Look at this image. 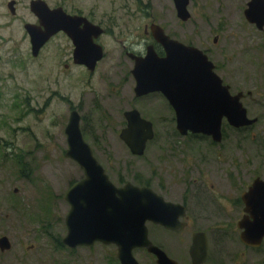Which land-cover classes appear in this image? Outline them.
<instances>
[{"label": "flooded vegetation", "instance_id": "af4514ba", "mask_svg": "<svg viewBox=\"0 0 264 264\" xmlns=\"http://www.w3.org/2000/svg\"><path fill=\"white\" fill-rule=\"evenodd\" d=\"M11 1L15 2L16 13V1ZM171 2L177 22L170 19L168 25L164 27L163 24L152 19L144 25L142 34L134 41L131 42L126 38L118 40V48L108 55L103 39L105 35L112 34V38L116 40L112 31L114 26L117 28L115 21H112V29H110L104 25L102 20L97 21L92 16L67 13L71 16L82 17L92 27L79 22L69 27L70 34L59 31L50 37L46 44H53L56 41L55 46L59 47V49L55 48L57 54L53 55L54 68L61 69L62 67L65 72L70 71L71 75L76 71V75L79 74L77 76L78 87L92 86L95 81L99 84L103 83L106 87L104 92L111 87V94L116 98H119L124 88L130 87L131 100L135 103L141 102L145 108L162 104L161 106H164L166 111L159 112V116L169 110L168 113L175 123V131L180 137L209 141L202 146L195 145L197 149L192 150L191 154L183 150L180 152L183 159H175L176 177L168 175L171 166H164L166 167L165 175H158L156 171L148 167L149 174L146 176L136 173L133 175L120 173L112 181L96 160L116 189L126 184L146 188L169 205L162 209L160 222L152 220L145 222L148 246H138L132 249V256L137 264H264V237L258 245L246 244L240 239V234L245 230L264 231V199L254 195L255 183H259L256 188L264 193V21L262 22L263 17L260 15L264 9L257 7L253 12L257 16L252 15L248 18L245 12L250 9L251 0H246L245 7L242 9L246 29L238 28L245 36H238L234 28L227 27L224 30L225 34H222V37L221 34L215 35L212 42L207 43L208 48H206L199 46L198 32H190L194 35V42L182 40L181 24H186L191 20L189 5L187 4L186 7L189 18L184 21L177 16L174 0ZM54 8L57 7L51 9ZM37 23L36 19L35 24ZM246 30L249 31L246 32ZM153 31L157 34L162 33L166 38L158 41ZM82 32L84 39H82ZM61 40L64 41L63 45L58 43ZM234 41L240 45L243 44L237 52L230 48ZM175 42L202 53L209 69L221 80V86L224 89L221 92L224 98L228 100L227 95H229V100H236L251 124L237 125L235 122L232 124L223 116L219 141H214L211 136L201 133L187 132L181 135L176 128L175 110L163 93L154 91L140 96L136 95L137 81L133 71L138 63L150 65L152 62L156 65L159 63L161 76L165 77L166 81L177 78L171 70L177 68L178 64L183 66L184 63L190 64L197 61V67L202 64L200 57L196 59L189 51L184 56L180 55L181 52L178 53L174 48ZM79 44L85 46L84 54L76 52ZM99 47L101 48L100 57ZM173 52H177L178 55ZM243 57L246 61L242 60ZM107 58L109 61L104 69L103 62ZM241 60L243 65H247L244 66L247 71L236 67L235 72L242 76L236 79L231 73L232 64L237 62L242 65ZM11 64L17 65L18 62L12 61ZM171 75L173 78L170 77ZM151 100H154L155 104L151 103ZM133 110L139 113L140 118L149 121L152 125L153 138L146 142L141 156L132 154L129 147L120 139L121 130L127 125L125 114ZM73 111L79 116V129L83 138L81 123L84 120L78 108L69 102L68 119ZM145 115L146 113L136 104L129 105L122 112L124 126L120 129L118 137L130 155L135 158L144 156L147 144L155 137L153 122ZM232 139L236 144L240 141V155L236 157L232 154ZM246 146L249 147L245 149ZM163 163L166 164L165 161ZM75 164L82 170L83 175L69 184L66 193L75 184L85 179L83 169L77 163ZM159 166L162 171L163 166L161 164ZM126 167L124 170L126 173L133 170L132 165ZM175 172L176 170L172 171V173ZM65 202L68 206L63 219L65 234L54 240V245L65 253L63 264H122L115 244L95 241L91 246L77 245L70 248L63 243L67 235L65 217L71 210V204L66 200ZM255 220L260 222L256 223ZM2 222L0 219V224ZM3 236L2 234L0 238ZM236 240L241 248L233 251V244ZM10 249L11 244L8 250H0V253ZM153 249L158 253L156 254Z\"/></svg>", "mask_w": 264, "mask_h": 264}, {"label": "rangeland", "instance_id": "374dc122", "mask_svg": "<svg viewBox=\"0 0 264 264\" xmlns=\"http://www.w3.org/2000/svg\"><path fill=\"white\" fill-rule=\"evenodd\" d=\"M9 1L0 0V219L3 221L0 236L3 234L9 239L11 249L0 253V264H63L65 253L54 245V240L65 234L63 219L68 206L64 195L69 184L83 175L65 156L64 129L69 102L78 108L84 120L83 138L112 181L120 173L146 176L148 167L158 175H165L164 166H171L168 175L176 177L175 159H183L180 152L191 154L197 149L195 145L202 146L209 141L180 137L169 110L159 116V112L166 111L162 104L145 108L141 102L135 103L131 100L130 87L124 88L119 98L112 96L111 87L104 92L105 85L97 81L86 88L78 87L76 71L71 75L62 67L54 68L53 55L57 54L55 48L59 49L56 41L46 44L33 57L24 29L25 24L36 23V17L29 10L30 0H15L14 16L6 6ZM43 1L50 8L61 7L69 14L80 13L102 20L110 29L115 21L117 28L114 26L112 31L116 40L112 34L103 39L107 55L118 48V40L134 41L152 19L164 27L170 19L177 22L171 0ZM245 1L190 0L191 20L181 24L182 40L194 42L190 32H198L199 46L208 48L207 43L215 35L222 37L227 27L234 28L238 36H245L238 29H246L242 14ZM58 43L63 45L64 41ZM242 46L234 41L230 48L237 52ZM242 60L246 61L245 57ZM12 61L18 64H11ZM108 61L109 58L103 62L104 69ZM244 66L247 65L232 64L233 77H242L234 69L247 71ZM132 104L146 113L155 129V137L147 144L142 158L131 156L118 137L124 126L122 112ZM231 142L232 154L239 156L240 141L236 144L232 139ZM18 159L20 165L16 163ZM127 165L133 167L128 173L124 171ZM237 242L233 244V251L241 248Z\"/></svg>", "mask_w": 264, "mask_h": 264}, {"label": "water", "instance_id": "95a60500", "mask_svg": "<svg viewBox=\"0 0 264 264\" xmlns=\"http://www.w3.org/2000/svg\"><path fill=\"white\" fill-rule=\"evenodd\" d=\"M174 3L177 16L186 21L189 18L186 9L188 0H174ZM14 4V1H9L7 4L11 15L15 14ZM257 7L264 9V0H251L250 9L245 12L246 16L250 18L256 15L253 12ZM29 10L38 21L37 24L24 25L33 57L38 55L50 37L57 32L70 34L69 27L79 22L92 27L82 17L71 16L61 7L51 9L43 0H31ZM263 14L264 12L260 14L263 17L262 22ZM153 33L158 41L166 38L162 33L157 34L154 31ZM81 35L84 39L83 32ZM174 48L183 56L187 51L193 53L192 56L196 59L200 57L202 64L197 67L196 59L197 62L194 63H184L183 66L178 64L177 68L171 70L177 78L166 81L165 77L161 76L159 63L157 65L153 62L151 65L138 63L133 71L137 81L135 86L137 96L154 91L163 93L175 110L176 128L181 135L187 132L201 133L211 136L214 141H219L223 116L232 124H251L236 100H229L227 94L228 100L224 98L221 92L224 90L221 80L209 69L206 58L200 51L177 42L174 43ZM76 52L84 54L85 46L77 45ZM99 54L100 57V47ZM170 77L173 78V75ZM125 118L127 125L121 130L120 139L129 147L132 154L141 156L146 142L153 138L152 125L149 121L140 118L136 110L126 112ZM65 135L67 141L65 156L83 169L85 179L75 184L65 195V200L71 204V210L65 217L67 235L63 243L70 248L77 245L91 246L95 241L115 244L122 264H137L132 256V249L148 246L145 222L147 220L160 222L162 209L169 205L146 188L126 184L116 189L83 140L79 129V116L75 111L70 114ZM258 185L259 183L254 184L256 189L254 195L264 199V193L256 188ZM255 222L260 221L255 220ZM263 237L264 231L245 230L240 234L241 241L251 245H258ZM9 248L8 238L1 237L0 250L5 251ZM154 252L156 253V250Z\"/></svg>", "mask_w": 264, "mask_h": 264}, {"label": "trees", "instance_id": "16d2710c", "mask_svg": "<svg viewBox=\"0 0 264 264\" xmlns=\"http://www.w3.org/2000/svg\"><path fill=\"white\" fill-rule=\"evenodd\" d=\"M16 163H17L18 165H20V164H21V160L18 159V160L16 161Z\"/></svg>", "mask_w": 264, "mask_h": 264}, {"label": "bare ground", "instance_id": "6f19581e", "mask_svg": "<svg viewBox=\"0 0 264 264\" xmlns=\"http://www.w3.org/2000/svg\"><path fill=\"white\" fill-rule=\"evenodd\" d=\"M188 5H189V3H188Z\"/></svg>", "mask_w": 264, "mask_h": 264}]
</instances>
